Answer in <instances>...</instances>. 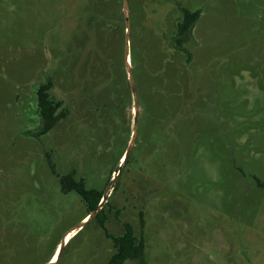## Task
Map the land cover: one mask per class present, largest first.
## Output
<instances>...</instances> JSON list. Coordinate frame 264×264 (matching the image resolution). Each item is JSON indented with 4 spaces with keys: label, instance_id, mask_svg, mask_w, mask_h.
Listing matches in <instances>:
<instances>
[{
    "label": "rangeland",
    "instance_id": "374dc122",
    "mask_svg": "<svg viewBox=\"0 0 264 264\" xmlns=\"http://www.w3.org/2000/svg\"><path fill=\"white\" fill-rule=\"evenodd\" d=\"M97 1L0 0V264H105L125 224L145 264H264V0H127L125 163L123 0ZM182 7L200 10L190 57ZM124 76L114 110L103 86ZM49 78L69 113L36 136ZM70 171L101 193L117 175L97 213Z\"/></svg>",
    "mask_w": 264,
    "mask_h": 264
},
{
    "label": "trees",
    "instance_id": "16d2710c",
    "mask_svg": "<svg viewBox=\"0 0 264 264\" xmlns=\"http://www.w3.org/2000/svg\"><path fill=\"white\" fill-rule=\"evenodd\" d=\"M181 10H182L181 16L176 23L175 34L171 38V44L174 49L190 57L191 55L189 54V51L186 49V47H184V43L189 40L190 41L193 40L191 31L195 20L198 18L200 14V10L191 11L186 7H182ZM111 21H112L111 23H107V25L104 27V30L109 31L110 33H115L116 31L118 32L119 23L117 19L114 17V19ZM112 71L113 70H110L111 76L113 74ZM108 78L113 80L112 81L113 86L111 87L112 82H110L109 80L108 82L105 83L103 87L109 88L110 92L112 93L113 91V94H115V96L110 97L112 100L111 101L112 103L110 104H111V108L116 110L118 109V107H120V105H122L121 102L123 100L121 99V101L120 100L118 101L116 99V95H119V97L121 98L127 97V90H128L127 79L124 76L123 78H121L120 81L117 80L118 82H116L111 77ZM51 85H52V80L49 78L36 90L37 112L41 120L40 128L36 132H34L36 136L49 132L58 122L66 118V116L69 113L68 107L64 105V101L62 99H57L53 97V95L51 94L50 92ZM110 95L112 96V94ZM101 106L107 107L109 105L108 103L107 104L102 103L100 105V108H102ZM51 168L53 172H55L52 164H51ZM57 176L59 175L57 174ZM59 181L63 191L65 192L74 191L81 196L89 212L93 211L97 207L101 199V195H102L101 191L96 188H87L82 178L76 179L74 177L73 171L60 175ZM125 228L126 231L123 235L116 237L111 236L114 242L115 252L111 255V257L108 259V261L105 264H122L123 261L126 259H134L138 262V264H145L144 255H143L144 243L142 239H137L133 235L129 224H125Z\"/></svg>",
    "mask_w": 264,
    "mask_h": 264
},
{
    "label": "water",
    "instance_id": "95a60500",
    "mask_svg": "<svg viewBox=\"0 0 264 264\" xmlns=\"http://www.w3.org/2000/svg\"><path fill=\"white\" fill-rule=\"evenodd\" d=\"M123 11H124V17H125V24H126V33H125V63H126V69L128 74V80L130 84V89L132 92V98L134 102V117H133V129H132V136L130 144L128 145L126 151L124 152L122 162L125 163V161L128 158V155L135 143L136 138V131H137V113H138V99H137V92H136V86H135V80L133 77V72L131 69V65L128 61V51H129V21H128V12H127V0H123ZM120 173V170H118L117 175ZM116 175V177H117ZM116 177H113L109 185L107 186L106 190L102 193L101 199L97 205V207L93 210V212L97 213L103 206L104 202L106 201V197L108 194V189L110 188V185L113 181H115ZM91 217V215H90ZM69 233V232H67ZM50 264V263H47Z\"/></svg>",
    "mask_w": 264,
    "mask_h": 264
},
{
    "label": "crops",
    "instance_id": "0c3cea01",
    "mask_svg": "<svg viewBox=\"0 0 264 264\" xmlns=\"http://www.w3.org/2000/svg\"><path fill=\"white\" fill-rule=\"evenodd\" d=\"M70 234H72V233L67 234L66 239L70 236Z\"/></svg>",
    "mask_w": 264,
    "mask_h": 264
},
{
    "label": "flooded vegetation",
    "instance_id": "af4514ba",
    "mask_svg": "<svg viewBox=\"0 0 264 264\" xmlns=\"http://www.w3.org/2000/svg\"><path fill=\"white\" fill-rule=\"evenodd\" d=\"M36 103H37V97H36ZM33 134H34V132H33Z\"/></svg>",
    "mask_w": 264,
    "mask_h": 264
},
{
    "label": "bare ground",
    "instance_id": "6f19581e",
    "mask_svg": "<svg viewBox=\"0 0 264 264\" xmlns=\"http://www.w3.org/2000/svg\"><path fill=\"white\" fill-rule=\"evenodd\" d=\"M121 161V160H120ZM122 162V161H121Z\"/></svg>",
    "mask_w": 264,
    "mask_h": 264
}]
</instances>
